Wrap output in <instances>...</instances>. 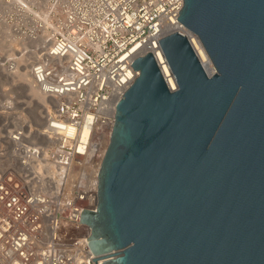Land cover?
<instances>
[{
	"label": "water",
	"instance_id": "water-1",
	"mask_svg": "<svg viewBox=\"0 0 264 264\" xmlns=\"http://www.w3.org/2000/svg\"><path fill=\"white\" fill-rule=\"evenodd\" d=\"M179 30L158 39L116 103L83 209L100 264H264V0H183Z\"/></svg>",
	"mask_w": 264,
	"mask_h": 264
},
{
	"label": "built area",
	"instance_id": "built-area-1",
	"mask_svg": "<svg viewBox=\"0 0 264 264\" xmlns=\"http://www.w3.org/2000/svg\"><path fill=\"white\" fill-rule=\"evenodd\" d=\"M182 4L0 0V33L34 43L30 82L45 97L36 120H17L27 115L25 101L18 110L6 105L13 110L9 146L0 148V264H95L80 214L97 208L116 103L137 75L135 56L151 52L162 66L158 39L166 23L186 29L177 19ZM186 34L198 54V38ZM0 66L15 73L14 62Z\"/></svg>",
	"mask_w": 264,
	"mask_h": 264
},
{
	"label": "rangeland",
	"instance_id": "rangeland-1",
	"mask_svg": "<svg viewBox=\"0 0 264 264\" xmlns=\"http://www.w3.org/2000/svg\"><path fill=\"white\" fill-rule=\"evenodd\" d=\"M0 36L5 37V41H4L5 44H3V46H0L1 63L4 62L16 63L17 61L15 60L17 58L15 57H17L20 54L27 55L29 54L28 50L31 51L32 49H34L33 47L35 45L32 42L15 39L12 35H8V33L3 35H1L0 33ZM14 48H17V50L14 51L13 50ZM32 60H34V58L30 57L29 61ZM13 74L14 73L10 74L6 70V67L0 66V148L1 147L8 148L9 146V140L8 138H6L7 133L5 131L6 130L5 123L6 124L9 123L12 119H11V114L8 112L12 111L13 109L15 110L20 109L21 106H23L21 101H25V96H24L25 93L22 92L21 89L18 87V85L20 86L21 83L19 82V80H12L11 76ZM9 103H12L14 105L12 110L6 107V105ZM14 103H19V104H14Z\"/></svg>",
	"mask_w": 264,
	"mask_h": 264
},
{
	"label": "bare ground",
	"instance_id": "bare-ground-1",
	"mask_svg": "<svg viewBox=\"0 0 264 264\" xmlns=\"http://www.w3.org/2000/svg\"><path fill=\"white\" fill-rule=\"evenodd\" d=\"M174 27H177V25L175 24L169 25L166 23L164 24V27L162 30L163 32H168ZM179 30L184 33H190L187 29H184L183 27H180ZM3 37L4 36H0V46H3V44H5L4 42L5 37L4 38ZM194 42L198 48V54L200 58L205 62L206 69L212 72L214 69H213V66L210 62V59L207 53L203 49L202 45L196 39H194ZM13 50L15 51L17 50V48H14ZM33 55H35V52H30L27 55L20 54L17 57H15L17 58L15 60L17 61L15 63V67H16L15 73L11 76L12 80H19L21 84L20 86L18 85V87L21 89L22 92L25 93L24 96H25V103L27 107V115L17 118V120H19L20 122L30 121V118L36 120L37 119L36 111L40 110L41 104L45 102L44 95H42V93L36 87H34L32 83L30 82V65L29 64L31 61H29V58L33 57ZM160 58L163 62L161 66L162 72L167 77V80L171 88H175V82L171 76L168 64L166 63L163 57H160ZM1 158L2 156H0V163H3V161L5 162L6 158L4 159L3 158L1 159Z\"/></svg>",
	"mask_w": 264,
	"mask_h": 264
}]
</instances>
